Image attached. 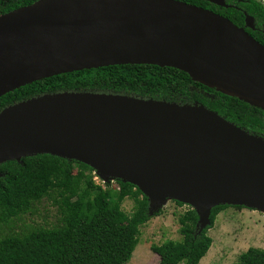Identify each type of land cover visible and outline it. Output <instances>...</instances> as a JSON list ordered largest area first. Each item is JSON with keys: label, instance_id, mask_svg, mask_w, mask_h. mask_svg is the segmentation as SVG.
I'll use <instances>...</instances> for the list:
<instances>
[{"label": "water", "instance_id": "1", "mask_svg": "<svg viewBox=\"0 0 264 264\" xmlns=\"http://www.w3.org/2000/svg\"><path fill=\"white\" fill-rule=\"evenodd\" d=\"M124 65L176 69L264 111V46L213 11L178 0H39L0 16V98L55 76ZM37 155L133 185L150 217L167 201L189 206L198 233L218 206L264 213V139L198 103L64 92L3 110L0 165Z\"/></svg>", "mask_w": 264, "mask_h": 264}, {"label": "trees", "instance_id": "2", "mask_svg": "<svg viewBox=\"0 0 264 264\" xmlns=\"http://www.w3.org/2000/svg\"><path fill=\"white\" fill-rule=\"evenodd\" d=\"M37 1L10 0L8 11ZM178 1L213 11L235 25V16L241 15L232 7L211 10L212 5L206 0ZM245 1L232 3L254 19L257 33L253 37L264 39L263 2ZM241 20L244 22L242 15ZM64 92L127 95L180 105L198 103L264 139L261 109L193 82L184 72L151 65L112 66L44 79L0 98V113L35 97ZM93 173L89 166L51 155L1 164L0 228H12L16 219L34 213V207L45 200L57 209V224L53 228L9 232L0 239V264H128L139 243L141 228L152 218L148 199L139 189L122 181L116 182L119 190L110 183L103 187L95 182ZM127 199L134 203L131 215L123 210ZM230 207H215L211 225L202 233L196 229V212L188 208L179 217L181 240L152 247L159 256L158 264H200L213 245L208 231L214 227L217 216ZM239 264H264V250L250 248L240 256Z\"/></svg>", "mask_w": 264, "mask_h": 264}, {"label": "rangeland", "instance_id": "3", "mask_svg": "<svg viewBox=\"0 0 264 264\" xmlns=\"http://www.w3.org/2000/svg\"><path fill=\"white\" fill-rule=\"evenodd\" d=\"M264 3L263 0H260ZM82 169V167H81ZM97 184L103 187L105 183L94 171L92 174ZM117 182V181H116ZM116 182H111L114 188ZM176 201L162 204L159 216L141 228L139 243L128 264H158L159 256L152 247L161 246L168 241L181 240L179 217L189 206H179ZM34 213L22 216L14 221L12 228H0V239L9 232H19L33 227L53 228L57 224V209L49 200L42 201L34 207ZM123 210L131 215L134 203L127 199ZM213 245L200 264H239L240 256L250 248L264 250V214L255 209H237L230 207L221 212L214 227L208 231Z\"/></svg>", "mask_w": 264, "mask_h": 264}, {"label": "flooded vegetation", "instance_id": "4", "mask_svg": "<svg viewBox=\"0 0 264 264\" xmlns=\"http://www.w3.org/2000/svg\"><path fill=\"white\" fill-rule=\"evenodd\" d=\"M238 2H247L245 0H237ZM263 6H264V3H262ZM211 10H214V11H220L221 9H227V8H235L237 9L238 11L241 12V15L244 16V22H242L241 20V15L239 17H236L234 18L235 22H236V26L239 27V28H243L245 29V31L251 35L253 37V34L257 33L256 31V27H255V24H254V21H250V26H247V23H246V17L248 16L247 13L245 12L244 9H241V7L239 6H236L235 4L232 3V0H225V5L226 7H220L218 5H215V4H211ZM9 7H11V3H10V0H0V16H2L3 14H6L8 13V9ZM215 13V12H214ZM217 14V13H216ZM257 42H259L260 44H262L264 46V39H260L259 36L257 37H253ZM251 134V133H250ZM254 135V134H252Z\"/></svg>", "mask_w": 264, "mask_h": 264}, {"label": "built area", "instance_id": "5", "mask_svg": "<svg viewBox=\"0 0 264 264\" xmlns=\"http://www.w3.org/2000/svg\"><path fill=\"white\" fill-rule=\"evenodd\" d=\"M264 1V0H263ZM117 189L119 190V188L117 187Z\"/></svg>", "mask_w": 264, "mask_h": 264}, {"label": "bare ground", "instance_id": "6", "mask_svg": "<svg viewBox=\"0 0 264 264\" xmlns=\"http://www.w3.org/2000/svg\"><path fill=\"white\" fill-rule=\"evenodd\" d=\"M264 214V213H263Z\"/></svg>", "mask_w": 264, "mask_h": 264}]
</instances>
